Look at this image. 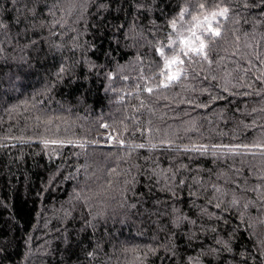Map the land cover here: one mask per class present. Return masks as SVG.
Returning a JSON list of instances; mask_svg holds the SVG:
<instances>
[{"label":"trees","instance_id":"16d2710c","mask_svg":"<svg viewBox=\"0 0 264 264\" xmlns=\"http://www.w3.org/2000/svg\"><path fill=\"white\" fill-rule=\"evenodd\" d=\"M0 264H264V0H0Z\"/></svg>","mask_w":264,"mask_h":264},{"label":"snow or ice","instance_id":"6c2138e0","mask_svg":"<svg viewBox=\"0 0 264 264\" xmlns=\"http://www.w3.org/2000/svg\"><path fill=\"white\" fill-rule=\"evenodd\" d=\"M201 8H204L205 5L201 4ZM228 12L227 8H223L219 11H215L211 13V17L217 16H226ZM186 14H189L188 8H183L179 12V18L184 19ZM176 20L173 19L170 22V26L173 32H176ZM199 29V31H197ZM178 42L182 47L179 48V52L176 55H173L171 58H165L164 60V69L161 75L166 77V83L163 84V87H169L170 84L176 80H178L182 74L183 70L180 71H172L173 65L183 64L184 61L180 59L181 55L188 56H205L206 57V49L208 47L207 39L209 37H219L220 31L219 28H214L212 26L211 20L208 16H205L203 20H200L198 17H193L192 26L188 28V34L184 35L183 33H178ZM177 41L173 40L168 47L171 48L173 44ZM156 51L160 53L162 56L164 55L161 48H157ZM175 51V50H174ZM147 91L151 92L152 89H147Z\"/></svg>","mask_w":264,"mask_h":264},{"label":"rangeland","instance_id":"374dc122","mask_svg":"<svg viewBox=\"0 0 264 264\" xmlns=\"http://www.w3.org/2000/svg\"><path fill=\"white\" fill-rule=\"evenodd\" d=\"M198 17H201V19L200 20H203V18L205 17V15L204 14H201L200 16H198ZM192 23L193 22H191V23H186L185 24V22H180L179 24H177L176 25V32H174V33H176L175 34V36H176V39L178 40L179 38H178V33H183L184 35H187L188 34V28L189 27H191L192 26ZM197 31H199V29L197 30ZM172 32H173V30H172Z\"/></svg>","mask_w":264,"mask_h":264}]
</instances>
